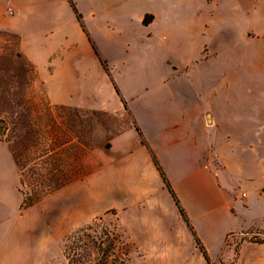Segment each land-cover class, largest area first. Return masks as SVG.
Here are the masks:
<instances>
[{
  "label": "rangeland",
  "instance_id": "rangeland-1",
  "mask_svg": "<svg viewBox=\"0 0 264 264\" xmlns=\"http://www.w3.org/2000/svg\"><path fill=\"white\" fill-rule=\"evenodd\" d=\"M72 1L86 27L90 23L99 32V48L93 37L91 43L105 62L86 57L91 77L83 86L103 96L79 100H101L111 109L78 107L107 111L104 118L121 130L127 120L140 128L138 122L157 125L168 144L160 146L162 158L154 153L213 255L245 239L264 240V230L247 226L264 220V0ZM0 6L5 16L13 15L5 0ZM148 10L159 11L162 35L149 45L146 30L135 22ZM146 14L150 22L154 14ZM16 42L35 64L22 50V36L0 28V52ZM44 82L39 73L36 92L57 104ZM118 135L110 148L104 141L88 156V175L28 207L10 148L0 137V264H68L67 246L90 225L121 236L127 264H219L205 260L160 174L153 196L135 202V136L115 143V151ZM240 188L243 201L236 208ZM234 225L243 228L229 231Z\"/></svg>",
  "mask_w": 264,
  "mask_h": 264
},
{
  "label": "trees",
  "instance_id": "trees-1",
  "mask_svg": "<svg viewBox=\"0 0 264 264\" xmlns=\"http://www.w3.org/2000/svg\"><path fill=\"white\" fill-rule=\"evenodd\" d=\"M69 2L91 41L81 14L73 1ZM144 23L149 21L145 18ZM3 50L0 52V137L7 142L20 175L21 192L24 194L22 205L32 206L71 182L83 179L91 172L88 156L92 151L102 146L104 141V147L110 148L114 136L134 126L142 143L148 147L155 167L191 230L197 247L209 263L210 256L205 245L157 155L145 140L141 128L135 126V120H127L121 130L119 125L111 122L110 125L104 118L109 114L107 111L50 103L36 92L39 73L36 65L21 51L20 42H16L14 47L5 46ZM95 53L98 56L97 50ZM100 61L104 66L105 62ZM104 69L130 116L119 88L109 70ZM112 128H115L112 134L106 133L105 137L98 135L102 134L99 131ZM85 230L67 246L68 264H127L121 256L125 254L124 241L115 230L97 231L92 225ZM89 230L94 233L87 232Z\"/></svg>",
  "mask_w": 264,
  "mask_h": 264
},
{
  "label": "crops",
  "instance_id": "crops-1",
  "mask_svg": "<svg viewBox=\"0 0 264 264\" xmlns=\"http://www.w3.org/2000/svg\"><path fill=\"white\" fill-rule=\"evenodd\" d=\"M5 2L8 3L13 15L5 16L3 12L6 11V9L0 6V28L13 30L22 36V50H24L37 65L39 73L45 81L44 85L48 96L57 104L93 106L110 110L111 108L107 106V104H103L101 100L95 102L96 105H92L94 102L92 100L86 103H82L79 100L80 98L92 97V99H96L103 96L99 89L95 87L86 88L83 86V83L90 82L91 77L90 70L86 69V57L90 59L94 58V60L96 59L98 64H100V61L74 10L72 9L71 13L67 12V7H71L69 0H5ZM61 6L65 10L64 14L60 12ZM147 12H153L154 17L148 24H145L144 20ZM159 20L160 13L158 10L143 11L135 16V22L146 30L144 40L148 45L153 41L155 36L162 38L158 27L160 24ZM89 27V29L87 27L86 29L99 48V32L96 31L90 23ZM101 32L108 34L105 28ZM150 33L152 34L150 35ZM108 35L112 36L113 34L110 33ZM57 41L60 43V47H57L55 43ZM84 54L86 55L83 56ZM262 68H264V59ZM120 103H122L121 100ZM120 106L117 105L116 109H120ZM208 114H211V112L208 111L205 115ZM136 115L137 112L135 111V118L138 122V116L136 117ZM211 116L213 118L212 114ZM203 119L204 117L202 120ZM260 121L262 122V120ZM138 124L142 127L141 130L145 140L147 141L148 139L149 141V143L147 141L148 145L161 157L160 146L162 145L165 147L168 143L161 134H158L159 129L157 125H144L140 122H138ZM157 134L159 137L158 139L156 138ZM132 135L135 136L136 202L137 200L149 199L153 196L157 174H159V172L155 167L148 147L142 143L136 127L135 129L129 128L118 135L113 141L112 150H114V148L115 151L117 150L115 143H125L127 137ZM120 150L122 152H125V150L128 152L129 149L127 146H122ZM240 190L241 188L238 189L239 193H237L236 198L230 193L235 202V207L237 206L236 208H238L239 204H242L240 202L243 201V199L240 198ZM243 191L246 196L245 201L248 203V192L246 190ZM215 192L220 193L219 189H215ZM232 192H236V189L233 188ZM247 226L262 231L264 230V220L262 222L252 221ZM242 228V226L236 227L234 225L229 231ZM202 241L205 244V240L202 239ZM222 246H225L224 241ZM207 250L211 257V261L216 259L219 264H223L222 259L229 261V264H264V240L245 239L239 244L238 248L229 245L222 250L221 247L220 252L216 256L212 254L208 246Z\"/></svg>",
  "mask_w": 264,
  "mask_h": 264
}]
</instances>
